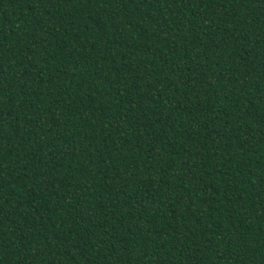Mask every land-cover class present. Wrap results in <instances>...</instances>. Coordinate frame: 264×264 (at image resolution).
<instances>
[{"label":"trees","instance_id":"16d2710c","mask_svg":"<svg viewBox=\"0 0 264 264\" xmlns=\"http://www.w3.org/2000/svg\"><path fill=\"white\" fill-rule=\"evenodd\" d=\"M0 264H264V0H0Z\"/></svg>","mask_w":264,"mask_h":264}]
</instances>
